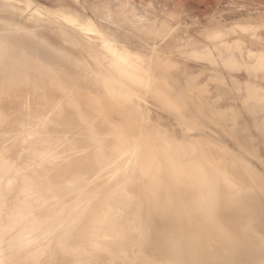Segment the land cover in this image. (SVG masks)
I'll return each mask as SVG.
<instances>
[{
	"label": "clouds",
	"instance_id": "clouds-1",
	"mask_svg": "<svg viewBox=\"0 0 264 264\" xmlns=\"http://www.w3.org/2000/svg\"><path fill=\"white\" fill-rule=\"evenodd\" d=\"M0 264H264V0H0Z\"/></svg>",
	"mask_w": 264,
	"mask_h": 264
}]
</instances>
